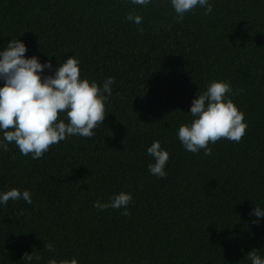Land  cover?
I'll use <instances>...</instances> for the list:
<instances>
[{
    "label": "trees",
    "instance_id": "obj_1",
    "mask_svg": "<svg viewBox=\"0 0 264 264\" xmlns=\"http://www.w3.org/2000/svg\"><path fill=\"white\" fill-rule=\"evenodd\" d=\"M209 4L180 21L170 0H0V51L19 39L25 58L51 61L42 78L71 56L81 79H115L92 138L70 136L36 160L0 147V194L32 198L0 204V264H251L254 249L264 259V218L251 215L264 210V0ZM212 81L230 84L248 127L239 143L193 154L178 129ZM154 141L169 153L164 178L148 170ZM120 192L132 195L129 216L93 206ZM33 252L41 259L24 260Z\"/></svg>",
    "mask_w": 264,
    "mask_h": 264
},
{
    "label": "clouds",
    "instance_id": "obj_2",
    "mask_svg": "<svg viewBox=\"0 0 264 264\" xmlns=\"http://www.w3.org/2000/svg\"><path fill=\"white\" fill-rule=\"evenodd\" d=\"M133 5L148 6L152 0H130ZM174 9V19L182 21L186 13L199 8H205V15L212 13L213 7L209 0H170ZM126 20L139 25L142 17L129 13ZM143 33V29H140ZM27 48L19 39H11L6 48L0 51V132L3 139L0 147L8 151L9 144H15L21 155L33 160L41 159L53 145L65 141L70 136L92 138L94 129L103 124L106 119L105 104L112 95L113 77H108L100 87L95 81L81 79L79 61L74 57L67 58L55 70L54 76L41 77L45 69L52 70L49 60L41 64L37 57L25 58ZM232 93L229 83L212 81L206 91L198 94L192 101L190 124H181L178 129V139L185 150L196 154L200 150L205 156L212 154L209 144H215L221 139L239 143L247 130L244 114L239 111L232 99L227 97ZM61 113L64 119H61ZM67 120V123L65 122ZM147 153L154 159L148 165L149 173L158 178L166 177L165 166L169 153L161 148L159 141H154L147 148ZM25 201L32 204L31 193L11 189L0 194V204L7 205L11 201ZM133 203L130 193L120 192L110 198L109 203L94 202L99 211L108 208L121 209L123 216H129L128 205ZM258 223L264 218V210L255 207L253 213ZM45 251L54 252L55 246L45 244ZM38 253H25L24 260H40ZM251 264H264V259L257 250L248 253ZM48 264H58L56 259H50ZM59 264H78L75 258L60 260Z\"/></svg>",
    "mask_w": 264,
    "mask_h": 264
}]
</instances>
